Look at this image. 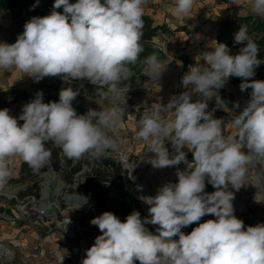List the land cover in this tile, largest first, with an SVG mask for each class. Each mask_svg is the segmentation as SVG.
<instances>
[{"label":"clouds","instance_id":"obj_1","mask_svg":"<svg viewBox=\"0 0 264 264\" xmlns=\"http://www.w3.org/2000/svg\"><path fill=\"white\" fill-rule=\"evenodd\" d=\"M147 0H55L54 9L63 13L35 17L24 25L15 43H0V69H19L39 82L46 77L88 80L119 95L118 85L132 75L143 45V15ZM195 0H173L169 11L177 18L188 17ZM235 4V0H233ZM251 11L264 15V0H252ZM244 45L233 55L227 44L214 42L201 56L204 64L190 65L182 77L185 91L164 105L145 107L138 120L135 138L148 143L154 153L153 168L178 166V182L162 185L154 196H141L148 216L133 210L121 221L111 211L91 220L101 235L86 250L82 264H264V223L245 227L234 214L235 193L248 185V166L264 164V81L250 79L261 64L259 47L241 25L234 34ZM146 74L159 79L166 70L156 55L145 59ZM230 77L242 78L240 90L251 88V99L230 123L235 132L224 134L225 121L207 111V101ZM191 93L202 99L191 101ZM71 87L59 91V100L43 102V93L22 107L19 117L0 110V192L11 178L10 159L19 156L34 171L51 159L47 142L59 146L69 159L85 155L102 158L116 149L117 142L105 129L121 126L124 109H89L78 115L72 102L78 95ZM217 104L222 103L220 97ZM239 107V105H235ZM171 114V118H169ZM18 120L23 121L22 125ZM171 141L175 155H169ZM192 152L193 161L182 150ZM215 191H205V180ZM254 186V185H253ZM206 215H213L199 223ZM198 223L190 233L182 229ZM158 226L156 233L145 225ZM178 237V239H174Z\"/></svg>","mask_w":264,"mask_h":264},{"label":"rangeland","instance_id":"obj_2","mask_svg":"<svg viewBox=\"0 0 264 264\" xmlns=\"http://www.w3.org/2000/svg\"><path fill=\"white\" fill-rule=\"evenodd\" d=\"M19 14L18 11L14 13L7 7L0 8V43H15L18 35L23 33L25 23L32 19L27 20ZM241 25L247 26L249 36L259 47L258 59L261 64L255 69V76L250 79L264 81V15L252 14L237 21V26ZM165 31L164 27L160 29L152 42L141 41L144 50L136 64L128 65L132 75L119 83L118 96L109 92L107 88L103 89L105 95H98L96 86L86 79L46 77L44 82H35L19 69H0V110L7 108L10 115L18 118L23 105L34 99L36 88L44 95H55L67 87L78 91L75 101L85 109L97 111L112 107L124 109L121 126L115 131L105 129L106 134L117 142L113 157L128 170L131 180L142 196H154L162 185L178 182L177 169L184 170L187 167L182 162L178 166L153 168L149 161L155 154L149 151L150 145L136 140L134 135L145 107L158 102L166 105L173 96L185 91L190 92L191 89V86L185 88L182 85V77L189 67L174 58L168 41L163 39V34L170 38ZM152 46L164 54L158 60L166 66V70L158 80L146 74L145 59L152 55L150 49ZM243 46L235 42L229 49L235 55ZM146 50L150 51L144 53ZM242 82V78L230 77L207 101V111L213 112L214 118L225 121V135L235 132L228 121L239 114L251 99L252 89L241 91ZM13 90L26 91L30 98L19 101H13V97L6 98V94ZM216 97H220L222 103L217 104ZM198 99L202 97L191 93L192 102ZM237 104L239 107H235ZM20 123L18 120V124ZM165 146L169 150L170 158L176 154L171 141H165ZM182 150L186 153L187 161H193L192 152L187 147ZM9 159L11 178L6 188L0 192V247L9 255L0 253V264H82L86 250L94 244L95 238L102 234L98 227L90 222L105 211L97 208L94 198L84 195L83 192H71L60 175L51 168L34 180H21L20 171L24 161L19 156ZM85 167L87 171L89 167ZM84 175L85 172L77 175L76 181L83 180ZM246 183L248 185L242 186L239 191L229 189L235 193L234 214L236 217L245 216L244 221L246 218H254L257 224L264 219V164L254 162L248 166ZM35 184H38L37 188ZM205 184L207 193L215 191L207 182V178ZM104 191H107L110 197L119 198L113 187H105ZM148 207L141 200L142 219L148 216ZM209 219L215 217L206 215L199 223ZM197 226L198 223H193L184 227L182 231L188 234ZM145 227L153 234H157L158 226L146 224Z\"/></svg>","mask_w":264,"mask_h":264},{"label":"trees","instance_id":"obj_3","mask_svg":"<svg viewBox=\"0 0 264 264\" xmlns=\"http://www.w3.org/2000/svg\"><path fill=\"white\" fill-rule=\"evenodd\" d=\"M77 0H69V3H76ZM103 3V0H101ZM55 0H0V8L7 7L14 13L17 11L20 16H24L27 20L35 17H43L50 15L53 10L63 13V6L58 9H54L53 5ZM143 37L142 40L152 42L153 38L157 35V32L163 27L154 26L153 21L143 15ZM237 21H227L222 24L220 28L218 42L227 44L228 48L235 43L234 34L237 32ZM264 43V41H263ZM152 55H156L157 58H162L164 54L156 47L151 48ZM150 50H146L144 53H148ZM176 60H181L187 65L185 57L180 56L177 52L174 55ZM46 78L40 82H44ZM42 92L39 88L35 89V93ZM43 93V92H42ZM13 97V101L28 100L30 95L26 91L13 90L10 94H6V98ZM59 92L55 95H44L43 102L48 103L50 101H58ZM73 108L78 115L87 113L88 109H85L77 104L74 100L72 102ZM24 122L21 121L20 125ZM46 147L51 150L50 161L42 167L39 171H34L27 163H23L21 166V180L28 181L34 180L39 175L46 172L51 168L54 172L58 173L63 179V182L68 186L71 192H83L84 195L94 198L97 208L104 211H111L120 218L121 221L126 219V216L133 210L139 211L142 196L139 189L129 176V172L124 168L123 164L117 161L113 157L114 150H108L102 158L96 159L90 155H85L79 160L69 159L53 142H47ZM85 166L89 167L85 171ZM85 172L84 179L76 181V176ZM36 188L38 184H35ZM105 187H113L116 189L119 198L110 197L107 191H104ZM76 189V190H74ZM39 196V194H37ZM141 214V213H140ZM237 218L244 221L245 216H237ZM254 218H246L244 221L245 227L256 225ZM264 223V219L262 222ZM134 264H139V261H135Z\"/></svg>","mask_w":264,"mask_h":264},{"label":"crops","instance_id":"obj_4","mask_svg":"<svg viewBox=\"0 0 264 264\" xmlns=\"http://www.w3.org/2000/svg\"><path fill=\"white\" fill-rule=\"evenodd\" d=\"M173 0H147L144 16L149 17L154 26L165 28L170 36L163 34L174 53H179L190 65L204 64L201 56L211 51V45L218 42L221 24L240 21L254 14L252 0H195L188 17L177 18L170 11ZM188 71V69H187Z\"/></svg>","mask_w":264,"mask_h":264},{"label":"bare ground","instance_id":"obj_5","mask_svg":"<svg viewBox=\"0 0 264 264\" xmlns=\"http://www.w3.org/2000/svg\"><path fill=\"white\" fill-rule=\"evenodd\" d=\"M0 253L5 255V256H8V252L3 248V247H0Z\"/></svg>","mask_w":264,"mask_h":264},{"label":"water","instance_id":"obj_6","mask_svg":"<svg viewBox=\"0 0 264 264\" xmlns=\"http://www.w3.org/2000/svg\"><path fill=\"white\" fill-rule=\"evenodd\" d=\"M140 190H142V189H140Z\"/></svg>","mask_w":264,"mask_h":264}]
</instances>
